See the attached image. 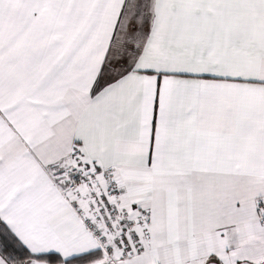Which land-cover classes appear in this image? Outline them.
I'll use <instances>...</instances> for the list:
<instances>
[{"label":"snow or ice","instance_id":"1","mask_svg":"<svg viewBox=\"0 0 264 264\" xmlns=\"http://www.w3.org/2000/svg\"><path fill=\"white\" fill-rule=\"evenodd\" d=\"M0 264H264V0H0Z\"/></svg>","mask_w":264,"mask_h":264}]
</instances>
